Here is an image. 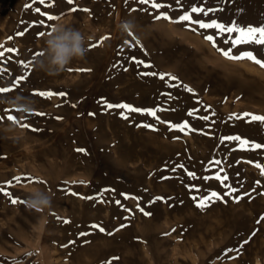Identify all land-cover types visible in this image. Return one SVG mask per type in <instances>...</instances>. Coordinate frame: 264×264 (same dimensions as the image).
Returning <instances> with one entry per match:
<instances>
[{
    "label": "rangeland",
    "instance_id": "rangeland-1",
    "mask_svg": "<svg viewBox=\"0 0 264 264\" xmlns=\"http://www.w3.org/2000/svg\"><path fill=\"white\" fill-rule=\"evenodd\" d=\"M217 1L159 0L156 10L138 0H0V51L16 50L0 58V87L13 88L0 96L36 102L10 113L19 123L0 121V264H264V148L224 139L264 145V124L243 116L264 115V67L221 51L264 59V46L213 44L214 29L156 18L174 21L203 2L215 11L194 18L218 20ZM249 1L258 10L245 25L264 24V0ZM124 19L135 20L134 34L120 31ZM59 21L85 34L88 51L49 76L34 61ZM35 189L53 195L51 208L28 206ZM213 191L221 198L200 202Z\"/></svg>",
    "mask_w": 264,
    "mask_h": 264
},
{
    "label": "snow or ice",
    "instance_id": "snow-or-ice-1",
    "mask_svg": "<svg viewBox=\"0 0 264 264\" xmlns=\"http://www.w3.org/2000/svg\"><path fill=\"white\" fill-rule=\"evenodd\" d=\"M138 2L142 5H150L152 9H156L159 10L161 8L164 7V4L160 3L159 0H138ZM40 4H44L45 0H39ZM69 4L73 3V0H68ZM169 7H172V5H169ZM36 11L39 12L40 9L36 8ZM84 11H88V9H84ZM215 10L212 8H206L203 6V2L201 3V6H190L189 10L184 11L183 9H181L182 14L173 21V19L169 16H167L165 13H161L158 11L156 18L160 19V18H164V19H168L171 22H187L188 24H195L199 27V29H205V30H215V35H221V36H231L233 37L229 43L231 47L234 48H239L242 45H249V46H264V24H259V25H242L240 23L237 22H230L228 24L225 23H221L218 20H210L205 22L204 19L202 18H194V15H196V17H200V14H203L204 16H208L210 13L214 12ZM42 15H44L42 13ZM58 16H54V15H47V20L48 21H52L54 19H58ZM44 20H40L39 24L44 25ZM22 34V33H21ZM39 36H44L45 33L44 32H39L38 33ZM131 35V34H130ZM207 40L209 41H214V35H208L205 37ZM2 47V46H0ZM15 49H4V51H0V58H3L5 56V52H15ZM222 54L231 60H242V59H248L254 63H256L257 65L264 67V59L258 58L257 54H255L254 51H243L241 52L240 55H233L232 52L230 50H223L221 49ZM39 54V53H38ZM133 60H135V57L132 58ZM0 62H2V59H0ZM138 64L143 65L145 68L151 67L150 65L144 63V61H136ZM20 64L22 67L27 68L28 64L24 63L23 61H20ZM115 66V65H114ZM127 70V69H125ZM157 75L156 73H145V75ZM161 79H164L163 76L160 77ZM24 77L21 75L19 77L14 78L13 80V84L14 85H19L21 83V80H23ZM169 79L172 80H176L177 78L174 76H170ZM173 87H175V85H173ZM13 88L10 86H5V87H0V94H6L10 91H12ZM189 92H191L192 90L190 88L187 89ZM34 95H39L41 97H51L53 95H57V93H53L51 91H39V92H34ZM58 95L60 96H65L66 93H58ZM108 108H124L129 112H143L145 110L143 109H139L136 107H131L127 104H123V105H113V104H107ZM7 114L5 117H0V121H2L3 119H7L9 121H12L13 123H19V120L17 117L11 115L10 113L12 111H20L19 109H7L5 110ZM35 115H44L43 113H32ZM150 115L152 116H156V111L155 110H151L149 112ZM189 115H192V113L190 112ZM244 117H248V122H260L262 124H264V115H256V114H250V113H244L243 114ZM124 118H127L126 116ZM202 119L208 120L209 118L207 116L201 117ZM57 119H62L60 117H57ZM24 127H28V125H22ZM186 128H188V124L186 122H182V126H179V130L180 131H184ZM32 130H36V129H32ZM224 139L226 140H235L239 143V145L241 146V148H244V146H248V150H254V149H261L264 148V145H261L259 143H252L250 142L248 139H242L239 136L236 137H224ZM78 152H83L85 151L84 149H77ZM214 165H220L222 162L220 160H216L212 162ZM257 167H260L259 164L256 165ZM180 167H184L183 165H180ZM221 172H223V169H220ZM189 175L195 177V173H189ZM215 179L217 180H221V182L223 183L224 180H227L228 177L227 175H224L223 177L220 175H216ZM17 181L19 182V178H17ZM227 189L228 192L226 194H231L237 191L236 188L232 187L231 185H224ZM0 191H3V189H0ZM6 195L8 193H5ZM212 198H221L219 196V194L215 191L211 192V194L209 196L206 197H202L201 198V203L206 202L207 200H211ZM241 197H235V199L238 201ZM18 201L16 199L12 200V203H17ZM141 211H143V209H141ZM146 215H149V213H145ZM264 219V218H262ZM65 223H69V221H64ZM93 227H98V225H93ZM100 231L103 232L104 229L100 228ZM81 235H85V233H82ZM247 241H245L246 243ZM228 251H232V249H229ZM238 251V249H237Z\"/></svg>",
    "mask_w": 264,
    "mask_h": 264
},
{
    "label": "clouds",
    "instance_id": "clouds-1",
    "mask_svg": "<svg viewBox=\"0 0 264 264\" xmlns=\"http://www.w3.org/2000/svg\"><path fill=\"white\" fill-rule=\"evenodd\" d=\"M122 33L134 34L137 28L135 20L124 19L118 24ZM85 34L74 27L70 21H59L52 25L44 38V46L34 61L36 70L49 76H56L64 72L74 59H83L88 51ZM0 104L12 109H19L21 113H31L36 110V102L22 93L14 96H0ZM53 195L49 192L35 189L28 197V206L37 210L51 208Z\"/></svg>",
    "mask_w": 264,
    "mask_h": 264
},
{
    "label": "bare ground",
    "instance_id": "bare-ground-1",
    "mask_svg": "<svg viewBox=\"0 0 264 264\" xmlns=\"http://www.w3.org/2000/svg\"><path fill=\"white\" fill-rule=\"evenodd\" d=\"M216 7H218L219 9H224L223 11L220 10L221 11L220 14L218 13L220 15V18L219 17L218 18L219 19H222V21L225 24H228L230 22H237V23H240L242 25H245L246 20L244 18V14L246 15V13H248V11H251V14H255L256 10H258V5L256 7V4L255 3H251L249 0H225V1H221L220 0V1H217ZM216 15H217V13H216ZM214 19H216V18H214ZM221 38L223 40H227V41H230L232 39V38L227 39V37L223 38V37L214 35V41L212 43L213 44H218L220 41L222 42V39ZM110 223H111L110 226L116 227L114 221H112ZM116 224H118V223H116Z\"/></svg>",
    "mask_w": 264,
    "mask_h": 264
}]
</instances>
